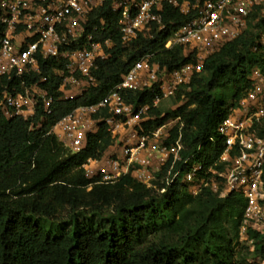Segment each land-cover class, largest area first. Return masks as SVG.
I'll use <instances>...</instances> for the list:
<instances>
[{"label":"trees","instance_id":"16d2710c","mask_svg":"<svg viewBox=\"0 0 264 264\" xmlns=\"http://www.w3.org/2000/svg\"><path fill=\"white\" fill-rule=\"evenodd\" d=\"M166 18L178 22V28L191 19L170 9ZM102 20L107 25L96 38H112L115 48L112 58L99 64L96 89L84 98L61 100V79L54 71L63 70L64 65L46 62L42 71L55 99L53 115L43 121L41 107L32 123L0 115V264H258L255 261L264 257V237L250 233L257 244L254 253L240 242L246 208L243 196L221 199L207 191L193 197L180 184L162 194L131 177L97 185L87 177L83 165L90 158H102L113 146L107 126L101 124L98 134L89 138L87 150L77 156L48 135L77 108L103 100L145 55H155L169 71L191 62L183 48L164 49L169 29L154 32L152 38L141 37L125 48L119 17L109 6L93 15L88 31L101 28ZM263 38L264 5L253 13L242 36L206 61L204 71L194 77L191 91H181L178 100L183 105L167 119H160L162 112L153 111L158 120L146 128L181 117L187 147L184 158L205 144L201 159L213 163L223 148L206 142L218 138L220 125L252 89L253 71L264 73ZM40 78L28 80L29 85ZM14 84L0 80V103L3 92ZM157 94H133L129 101L151 103ZM178 136L176 128L171 141ZM158 186L160 191L164 188L161 182ZM65 213L68 217L61 219Z\"/></svg>","mask_w":264,"mask_h":264},{"label":"built area","instance_id":"2783aa9c","mask_svg":"<svg viewBox=\"0 0 264 264\" xmlns=\"http://www.w3.org/2000/svg\"><path fill=\"white\" fill-rule=\"evenodd\" d=\"M263 5L264 0H0V80L15 82L2 94L0 115L31 123L40 107L43 121L53 115L55 99L46 88L49 78L42 71L46 62L64 65L63 70L54 71L61 79V100L84 98L99 86L95 73L100 63L112 58L115 48L112 38H96L105 30L104 20L101 28L94 26L88 31L99 10L109 6L119 17L125 48L141 37L152 38L154 32L169 29L164 49L183 48L190 63L169 71L155 55H145L103 100L77 108L48 135L77 156L87 150L89 138L98 134L100 125L107 126L113 146L102 158H90L83 165L87 177L97 185L131 177L162 194L180 184L193 197L207 191L221 199L243 196L246 208L240 242L254 253L257 244L250 233L264 237V73L253 71L252 89L220 125L218 138L206 142L223 148L213 163L201 159L205 144L184 158L187 147L181 117L169 118L160 127L146 126L158 120L152 112L159 111L165 101L176 98L182 90L191 91L193 79L204 71L206 61L242 36L253 13ZM167 9L191 19L178 28V22L167 21ZM35 76L41 78L29 85L28 80ZM146 92L158 94L151 103L129 101L130 95ZM167 117L162 113L160 119ZM176 128L179 136L172 142ZM159 182L164 186L161 191ZM255 263L264 264V257Z\"/></svg>","mask_w":264,"mask_h":264},{"label":"rangeland","instance_id":"374dc122","mask_svg":"<svg viewBox=\"0 0 264 264\" xmlns=\"http://www.w3.org/2000/svg\"><path fill=\"white\" fill-rule=\"evenodd\" d=\"M180 104L179 100H178V96L174 99L171 100H167L165 101L161 107H160V112H162L163 114H171L173 111V108H176L178 105ZM68 217V214L65 213L61 219H66Z\"/></svg>","mask_w":264,"mask_h":264}]
</instances>
